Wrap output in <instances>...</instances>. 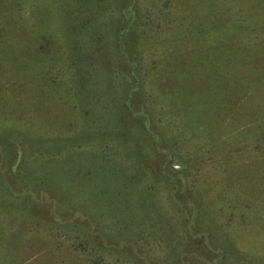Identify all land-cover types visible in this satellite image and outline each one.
Listing matches in <instances>:
<instances>
[{"label": "rangeland", "instance_id": "obj_1", "mask_svg": "<svg viewBox=\"0 0 264 264\" xmlns=\"http://www.w3.org/2000/svg\"><path fill=\"white\" fill-rule=\"evenodd\" d=\"M182 208L264 264V0H0V264H185Z\"/></svg>", "mask_w": 264, "mask_h": 264}, {"label": "trees", "instance_id": "obj_2", "mask_svg": "<svg viewBox=\"0 0 264 264\" xmlns=\"http://www.w3.org/2000/svg\"><path fill=\"white\" fill-rule=\"evenodd\" d=\"M131 13L133 15V20H134L135 11H132ZM133 24H134L133 21H131V23L129 25H127L126 29L122 30L120 34L123 35L125 32H127V30L130 31ZM133 42L134 43H132V45L125 44L124 49H121V46H119V48H118L119 49L118 50L119 56H120V59L122 60L121 65L124 67V68L123 67L122 68L125 69L124 71L126 73L127 80L130 82H134V85H131L128 82L129 87L127 89V92L125 93V97L122 99V108L123 107L126 108V110H125L126 116L143 113L142 109L138 107V103H136V101L138 100L139 97L137 96V92H135V89H137V87H138V79L136 77L137 75L135 73V69L138 67V65H137V62L135 60L133 50H135L136 48H139V44L137 43L136 39L133 40ZM132 86H134V87H132ZM138 90H139V87H138ZM117 97H119V96H117ZM86 103H89V102H86ZM88 105L89 104L85 105L86 111H84V113H82L83 114L82 118H84V119L86 118V120L89 122V124H87V125H89L90 127H93V128L97 127L100 129L101 128L100 126L102 125L101 124L102 120L94 121V119H91V118H94V115L90 116L91 115L89 112L90 108H87ZM118 106H120V104H114L113 108L111 107V109L115 110V108H117ZM96 117H97V115H96ZM112 121L114 123L117 122L114 120V118ZM95 124H97V125H95ZM83 131H89V130H83ZM180 180H181V176L174 183L177 184L180 182ZM173 200H175V203H177V201L179 199L174 198ZM37 201L38 200L35 198L34 202H37ZM40 202L44 203V200H40ZM44 204L48 205L49 212H51L50 213L51 218L54 220L56 218H58L56 215V212L60 211V208H59L60 203L56 202V200H54V199L48 198L47 200H45ZM178 204L180 205V202H178ZM181 212L185 218V222H186L185 225L187 227L186 233L188 234V239L190 241H193V240L197 241L198 239H199V241L203 240L201 243L199 242V244L196 245V249H193L197 254L191 253L190 249H186L181 253V255L185 259L184 260L185 264H191L189 256L200 258V259L202 258L205 261L209 260L208 263H206V264H220L218 262H215V260H224V257H226V255H225V251L223 250V248H221L219 246H214L213 244H211L210 235H209L210 233L208 234V233L202 232L200 234H202L203 236H200L199 233L193 232L195 225L198 226L197 224H194V221H192L193 216L191 215L190 211L186 208H182ZM188 215H191L192 217H190ZM72 219H70V221H72ZM80 220H81V218H80ZM205 254L210 256V259H208L209 257L205 258L204 257ZM182 256H179L180 259L177 258L176 260H182ZM192 262H195V260H192ZM196 262L202 263L201 260H196Z\"/></svg>", "mask_w": 264, "mask_h": 264}, {"label": "water", "instance_id": "obj_3", "mask_svg": "<svg viewBox=\"0 0 264 264\" xmlns=\"http://www.w3.org/2000/svg\"><path fill=\"white\" fill-rule=\"evenodd\" d=\"M175 167L177 168V166L175 165Z\"/></svg>", "mask_w": 264, "mask_h": 264}]
</instances>
